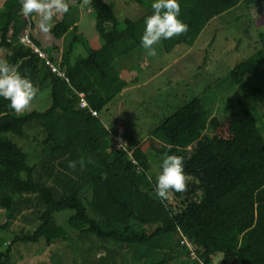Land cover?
<instances>
[{
    "label": "trees",
    "instance_id": "1",
    "mask_svg": "<svg viewBox=\"0 0 264 264\" xmlns=\"http://www.w3.org/2000/svg\"><path fill=\"white\" fill-rule=\"evenodd\" d=\"M72 1L78 5L83 0ZM262 1L178 0V18L189 29L161 39L163 51L191 46L212 18L237 4ZM131 2L139 11L136 20H119L112 2L90 0L94 28L102 39L97 49L78 31L76 12L68 3L69 11L50 34L54 39L64 37L59 61L42 44V33L34 31L35 13L28 18L22 14L21 0L12 5L4 22L0 20V49L7 50L3 63L18 64L20 74L38 93L49 90L51 101L45 110L17 113L0 97V208L5 218L0 229L13 235L0 250V264L10 262L14 247L26 256L53 241L74 244L79 264H213L216 253L222 254L219 264H264V134L252 109L244 106L245 100L264 95V34L258 35L261 47L229 72L241 94L228 106L232 137L192 133L207 122L198 96L149 131L161 142L159 155L184 157L185 174L191 177L186 192H172L161 201L147 152L139 146L117 149V132L101 118L128 85L115 61L134 49L147 51L141 38L146 18L154 12L152 3ZM25 33L64 76L20 41ZM78 44L86 54L72 60ZM77 92L85 93L97 116L78 107ZM54 110L60 112L44 127L38 161L29 166V153L12 136L23 137L27 122L48 120ZM211 123H217L216 118ZM81 157H91L93 163L83 171L79 165L75 170L68 167ZM158 171L160 175L162 167ZM62 212H67L65 227L56 220Z\"/></svg>",
    "mask_w": 264,
    "mask_h": 264
},
{
    "label": "rangeland",
    "instance_id": "2",
    "mask_svg": "<svg viewBox=\"0 0 264 264\" xmlns=\"http://www.w3.org/2000/svg\"><path fill=\"white\" fill-rule=\"evenodd\" d=\"M106 1L115 4L114 12L119 20L125 17L132 19L139 12L137 5L131 0ZM142 1L146 4L155 2ZM15 2L16 0H0L1 22L6 20L7 12ZM68 3L74 7L72 11L76 12L74 23L79 32L88 40L90 47L96 48L97 41L101 42L102 39L95 31L94 18L88 5L82 6L83 1L78 5H74L72 0H68ZM78 12L81 14L80 19ZM60 17H55L54 23ZM31 20L34 30L38 32V16L34 14ZM259 33H264V1L249 6L241 2L210 20L191 46L180 44L166 53L160 41L154 45L157 56L151 57L146 53V61L142 58L137 60L136 56L123 58L124 61L122 58L117 60L116 66L121 71V76L128 79L130 86L122 90L101 114L102 120L111 131L117 132V144L123 140L129 148L141 147L147 152L151 162L150 173L158 177V169L165 157L158 153L161 142L152 138L149 131L195 96L201 98L207 110V122L203 128L192 133L209 137L217 135L218 138L232 137L233 116L228 106L241 94L238 87L231 82L229 72L238 62L261 47ZM41 41L59 55L65 42L64 37L54 39L43 34ZM6 52L5 48L0 49V63L4 62ZM85 54L83 45L78 44L71 57L73 60ZM130 65L131 70L127 68ZM136 77L139 80L134 82ZM50 102L49 90L44 89L36 95L30 109L24 112L32 109L45 110ZM244 106L252 109L264 134V95L245 100ZM59 112L60 110H54L48 120L27 122L23 137L12 136L13 141L29 153L28 162L31 164L38 161L44 127ZM214 118L217 123L212 124ZM190 147L191 145L187 148ZM66 213L56 215L57 222L64 227L68 225L66 217H63ZM4 220L3 210L0 208V221ZM12 237V234L0 229V250L10 243ZM75 251V245L68 241H53L26 256H22L20 250L14 247L8 264H79ZM212 256V263L219 264L222 254L216 253Z\"/></svg>",
    "mask_w": 264,
    "mask_h": 264
},
{
    "label": "clouds",
    "instance_id": "3",
    "mask_svg": "<svg viewBox=\"0 0 264 264\" xmlns=\"http://www.w3.org/2000/svg\"><path fill=\"white\" fill-rule=\"evenodd\" d=\"M89 3L90 0H83L82 6ZM151 7L154 12L146 18V28L141 38V45L147 50L149 56L155 57L157 50L154 45L161 39H171L186 34L189 26L178 18L180 15L178 0H155ZM68 11L69 4L66 0H21L22 14L28 18L35 13L39 18L37 27L45 36H50L54 27V18ZM18 69V64L0 63V97L10 102L11 109L21 113L30 109L39 89L29 78L22 76ZM116 147L119 150H128L123 140H120ZM88 163H93L91 157L87 160L81 157L79 160L70 161L68 167L75 170L79 165L80 170L83 171ZM161 167L162 171L155 184L156 196L161 201H167L172 192L187 191L191 177L185 174L184 157L165 154ZM149 179H151L150 176Z\"/></svg>",
    "mask_w": 264,
    "mask_h": 264
},
{
    "label": "built area",
    "instance_id": "4",
    "mask_svg": "<svg viewBox=\"0 0 264 264\" xmlns=\"http://www.w3.org/2000/svg\"><path fill=\"white\" fill-rule=\"evenodd\" d=\"M20 40L24 44L31 45L33 47V49L39 54V56H41L42 58H44L46 60V63L49 64V66L51 67L53 72H56L57 74H59L61 76H64L63 72L58 69L57 65H54L53 63L49 62L46 59L45 53H43L37 47H35L33 44H31L26 33L21 37ZM77 95H78V102H77L78 107L83 108V109H88L92 115L97 116L98 112L95 109H92L89 107L85 93L84 92H77ZM184 241L189 246V248L191 249V255L195 256L194 249L192 248L191 244L188 241H186V239H184ZM201 264H204V263H201Z\"/></svg>",
    "mask_w": 264,
    "mask_h": 264
},
{
    "label": "crops",
    "instance_id": "5",
    "mask_svg": "<svg viewBox=\"0 0 264 264\" xmlns=\"http://www.w3.org/2000/svg\"><path fill=\"white\" fill-rule=\"evenodd\" d=\"M69 4L71 5V3H69ZM149 4H150V3H149ZM136 8H137V7H136ZM227 11H228V10H227ZM225 12H226V11H225ZM134 13H135V12H134ZM223 13H224V12H223ZM80 15H81L80 12H78V15H77V16H79V19H80V17H81ZM60 16H61V15H60ZM138 16H139V14L136 13L135 16L133 15L134 18H132V19H133V20H136V19L138 18ZM212 19H213V18H212ZM212 19H211V20H212ZM54 24H55V23H54ZM75 25H76V24H75ZM94 25H95V20H94ZM34 31H35V30H34ZM78 31H79V29H78ZM35 32H37V31H35ZM263 34H264V33H263ZM41 37H42V36H41ZM57 39H58V38H57ZM42 44H43V42H42ZM43 45H44V44H43ZM101 45H102V41H101V42H100V41H97V47H96V48L93 47V49H97V48H99ZM44 46H45V45H44ZM45 47H46V46H45ZM46 48H48L49 51H50L51 53L55 54V55H56V58H57V61H59L60 55L58 54V52H55L54 50H51L48 46H47ZM91 48H92V47H91ZM146 53H147V51H144V52H142V53H139L137 49H134V50H132L128 55L123 56L121 60L124 61V59H129V58H131V57L133 58L134 56H136V57H137V60L142 58V59H144V60L146 61V58H145ZM60 54H61V53H60ZM123 58H124V59H123ZM121 60H120V61H121ZM144 60H143V61H144ZM143 61H142V62H143ZM115 62H116V61H115ZM137 62H138V61H136L135 63L137 64ZM115 65H116V63H115ZM127 68H129V69L131 70L132 66L130 65V66H128ZM117 69H118V67H117ZM118 70H119V69H118ZM119 73H120V75L122 74L120 70H119ZM138 80H139V78L136 77V78H134L133 81L136 82V81H138ZM127 81H128V79H127ZM130 84H131V83H130ZM128 86H130V85H129V81H128V85H127L125 88H127ZM125 88H124V89H125ZM124 89H123V90H124ZM212 257H213V256H212Z\"/></svg>",
    "mask_w": 264,
    "mask_h": 264
}]
</instances>
